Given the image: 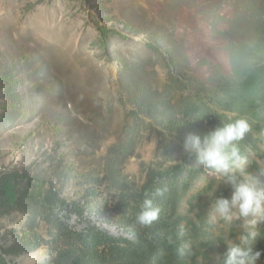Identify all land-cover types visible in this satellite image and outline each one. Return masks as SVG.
I'll return each mask as SVG.
<instances>
[{"label":"rangeland","instance_id":"obj_1","mask_svg":"<svg viewBox=\"0 0 264 264\" xmlns=\"http://www.w3.org/2000/svg\"><path fill=\"white\" fill-rule=\"evenodd\" d=\"M238 118L264 182V0H0V264H219L231 188L182 144Z\"/></svg>","mask_w":264,"mask_h":264},{"label":"clouds","instance_id":"obj_2","mask_svg":"<svg viewBox=\"0 0 264 264\" xmlns=\"http://www.w3.org/2000/svg\"><path fill=\"white\" fill-rule=\"evenodd\" d=\"M249 131L248 121L238 118L221 122L203 136L189 133L182 144L184 154L195 156L199 166L209 174L223 177L224 183L231 188L230 198L224 194L216 196L207 211L210 226L240 221L243 228L237 242L231 243L218 258L219 264H259L264 255V252L255 248L261 236L257 226L264 223V182L258 176L246 172V158L238 147ZM162 194L163 191L157 189L154 195ZM159 216L160 208L152 198H147L136 216L135 224L148 228L158 221ZM185 234V227L181 225L176 239L182 240ZM178 251L181 255L185 254L184 248Z\"/></svg>","mask_w":264,"mask_h":264},{"label":"trees","instance_id":"obj_3","mask_svg":"<svg viewBox=\"0 0 264 264\" xmlns=\"http://www.w3.org/2000/svg\"><path fill=\"white\" fill-rule=\"evenodd\" d=\"M44 186V185H43ZM55 201L63 206H65L67 204L66 200H64L63 198L56 196L55 197ZM76 211L78 213H84V210L81 207H75ZM136 247V246H135ZM137 248H140L137 246ZM135 249V248H134ZM140 250V249H139ZM139 253L138 250H134L133 255H131L130 259L132 260V262L134 261V264H141L143 263V261L139 258ZM133 257V258H132Z\"/></svg>","mask_w":264,"mask_h":264},{"label":"bare ground","instance_id":"obj_4","mask_svg":"<svg viewBox=\"0 0 264 264\" xmlns=\"http://www.w3.org/2000/svg\"><path fill=\"white\" fill-rule=\"evenodd\" d=\"M41 259V256L39 254H32L25 256L22 261L25 262V264H36Z\"/></svg>","mask_w":264,"mask_h":264}]
</instances>
